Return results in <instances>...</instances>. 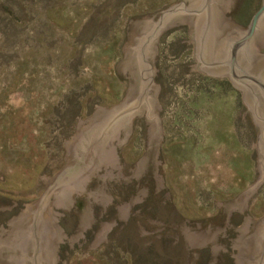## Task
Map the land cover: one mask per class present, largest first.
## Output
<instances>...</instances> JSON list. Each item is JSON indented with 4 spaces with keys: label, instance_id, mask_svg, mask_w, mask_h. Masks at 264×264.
I'll return each mask as SVG.
<instances>
[{
    "label": "rangeland",
    "instance_id": "obj_1",
    "mask_svg": "<svg viewBox=\"0 0 264 264\" xmlns=\"http://www.w3.org/2000/svg\"><path fill=\"white\" fill-rule=\"evenodd\" d=\"M180 1L0 0V264H29L30 212L64 168L78 120L126 98L116 67L128 23ZM261 4L236 0L224 17L246 29ZM193 54L187 25L158 38L162 190L151 173L106 181L111 203L91 206L95 222L71 250L59 245L56 264H234L245 218L264 219V181L243 194L260 176L251 114L228 79L195 70ZM137 118L116 148L123 178L147 151L146 111ZM86 205L54 209L68 240Z\"/></svg>",
    "mask_w": 264,
    "mask_h": 264
},
{
    "label": "water",
    "instance_id": "obj_2",
    "mask_svg": "<svg viewBox=\"0 0 264 264\" xmlns=\"http://www.w3.org/2000/svg\"><path fill=\"white\" fill-rule=\"evenodd\" d=\"M236 0H181L168 9L152 16L132 19L127 25V42L121 51L124 55L117 73L129 80L126 98L110 110L98 107L88 120H78L75 135L63 146L66 154L64 168L53 177L45 193L31 210L27 226L30 252L29 264H56L60 244L71 250L83 232L95 222L91 206L104 209L112 196L106 181L123 183L139 180L151 173L156 181V192L162 190V178L157 174L158 149L162 142L161 108L156 100L159 86L153 83L154 57L160 35L173 27L187 25L194 47L195 70L215 77L228 79L242 94V101L251 114L257 133V159L259 179L243 194L255 189L264 181V0L253 14L246 29L224 15L233 9ZM146 111L147 151L132 176L123 178L116 148L127 143L132 134V119L142 117ZM137 118V119H138ZM75 198L87 199L74 233L67 235L57 225L64 217L54 209L73 207ZM231 249L237 251L234 264H264V219L253 221L246 217Z\"/></svg>",
    "mask_w": 264,
    "mask_h": 264
},
{
    "label": "bare ground",
    "instance_id": "obj_3",
    "mask_svg": "<svg viewBox=\"0 0 264 264\" xmlns=\"http://www.w3.org/2000/svg\"><path fill=\"white\" fill-rule=\"evenodd\" d=\"M125 210H126V209H125ZM106 228H107V227H106ZM106 228H105V229H106ZM105 229H104V230H105ZM107 229H108V228H107ZM104 230H103V231H104ZM106 233H107V232H106ZM101 235H102V234H101ZM104 235H105V234H104ZM102 236H103V235H102ZM101 239H102V238H101Z\"/></svg>",
    "mask_w": 264,
    "mask_h": 264
},
{
    "label": "flooded vegetation",
    "instance_id": "obj_4",
    "mask_svg": "<svg viewBox=\"0 0 264 264\" xmlns=\"http://www.w3.org/2000/svg\"><path fill=\"white\" fill-rule=\"evenodd\" d=\"M256 12V11H255Z\"/></svg>",
    "mask_w": 264,
    "mask_h": 264
}]
</instances>
